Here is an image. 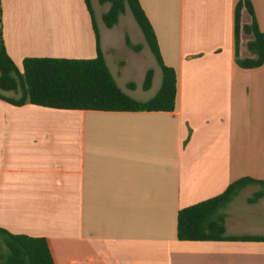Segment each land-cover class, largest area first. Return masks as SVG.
Here are the masks:
<instances>
[{
	"label": "crops",
	"instance_id": "1",
	"mask_svg": "<svg viewBox=\"0 0 264 264\" xmlns=\"http://www.w3.org/2000/svg\"><path fill=\"white\" fill-rule=\"evenodd\" d=\"M248 1L264 33V0ZM94 2L114 82L130 98L149 101L161 69L142 33L126 29V12L106 28L101 18L109 5L98 3L96 15ZM138 2L164 65L176 73L175 110L70 111L0 98V229L46 240L54 264H264V242L232 239L264 236V220L235 218L233 200L221 211L228 239L176 236L180 210L242 179L264 184V64L236 63L239 0ZM1 8L4 46L19 70L25 59L96 56L83 0H1ZM246 41L239 59L252 57ZM148 70L153 79L144 90ZM248 187L253 195L260 189Z\"/></svg>",
	"mask_w": 264,
	"mask_h": 264
},
{
	"label": "trees",
	"instance_id": "2",
	"mask_svg": "<svg viewBox=\"0 0 264 264\" xmlns=\"http://www.w3.org/2000/svg\"><path fill=\"white\" fill-rule=\"evenodd\" d=\"M91 17L97 42L96 56L89 60L25 59L19 70L8 56L2 36V8L0 0V98L21 106L26 103L57 110H93L104 112L156 111L173 112L176 108L177 78L173 69L161 59L153 28L138 0H98L109 5L102 15L103 25L111 29L128 9L142 33L151 53L161 69V84L156 95L147 102H138L123 93L112 78L99 46V34L93 18L90 0H83ZM244 15L250 22L244 23ZM236 63L243 69H255L264 64V33L255 21L250 2L239 0L233 16ZM246 41V51L252 57L239 59L240 45ZM125 43L135 52L140 47ZM153 71L148 70L143 89L148 90ZM132 87V86H130ZM4 93H13L17 99H8ZM259 186V192L248 199L249 204L264 197V184L242 179L231 184L221 195L180 210L176 218V236L180 240L201 241L228 239L225 236V216L221 213L228 204L248 186ZM234 240L264 242V236H245ZM3 264H54L47 242L41 238L13 235L0 229V253Z\"/></svg>",
	"mask_w": 264,
	"mask_h": 264
},
{
	"label": "rangeland",
	"instance_id": "3",
	"mask_svg": "<svg viewBox=\"0 0 264 264\" xmlns=\"http://www.w3.org/2000/svg\"><path fill=\"white\" fill-rule=\"evenodd\" d=\"M94 8L96 11V15L98 13V11L100 10V7L98 5V3L94 2ZM103 6V5H102ZM104 8V7H102ZM126 15L125 17L122 19V23L123 25H126V29L128 31H132V29L134 31L139 32V34H141V32L139 31L138 26L136 25L130 11L128 9H126ZM130 23V25H129ZM158 67L157 63H156V68ZM161 73H158V71L156 72V91H158V88L160 87L161 84ZM12 96V95H11ZM15 98H18V96H14ZM253 190H255L252 187H248L246 189H244L243 191H241L238 196L236 198L233 199L232 203H231V208L234 207H238L239 212L238 213H234L235 218H245L248 223L251 224H259L261 219L264 220V198L262 200L256 201L253 207H250L249 204H247L248 199L252 198L253 195ZM240 208L243 210L240 212ZM232 217V216H231ZM3 251H1L0 253V264H3V262L1 261V257L5 254V248H2Z\"/></svg>",
	"mask_w": 264,
	"mask_h": 264
}]
</instances>
